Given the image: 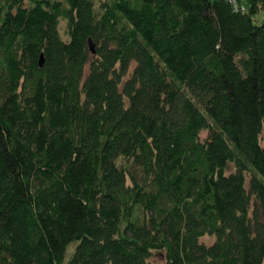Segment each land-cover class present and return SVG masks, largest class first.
<instances>
[{"label": "trees", "instance_id": "16d2710c", "mask_svg": "<svg viewBox=\"0 0 264 264\" xmlns=\"http://www.w3.org/2000/svg\"><path fill=\"white\" fill-rule=\"evenodd\" d=\"M73 241L264 264V0H0V264Z\"/></svg>", "mask_w": 264, "mask_h": 264}, {"label": "rangeland", "instance_id": "374dc122", "mask_svg": "<svg viewBox=\"0 0 264 264\" xmlns=\"http://www.w3.org/2000/svg\"><path fill=\"white\" fill-rule=\"evenodd\" d=\"M94 1L96 2V0H94ZM262 16H263V12L259 11L258 14L255 17V22L259 23L261 21ZM59 29H60L61 33L64 31V21L63 20H60V22H59ZM199 136H200V138L203 139L206 136V131H201ZM231 169H232V167H231V165H229L227 167V171H230ZM199 240L201 242H204L205 244H210V243H212L214 241V237H212L210 235H204ZM75 244H76L75 241H73V242L68 244V246L66 247V251H65L64 258H63V262L61 264H66L67 263L70 255H71V252L73 251V248H74ZM149 261H150L151 264H163V260L161 259V257H159L158 255H155V254L150 257Z\"/></svg>", "mask_w": 264, "mask_h": 264}, {"label": "water", "instance_id": "95a60500", "mask_svg": "<svg viewBox=\"0 0 264 264\" xmlns=\"http://www.w3.org/2000/svg\"><path fill=\"white\" fill-rule=\"evenodd\" d=\"M88 46L90 48V50L93 52V44H92V41L89 39L88 40ZM42 64V55L40 56V60H39V65Z\"/></svg>", "mask_w": 264, "mask_h": 264}, {"label": "built area", "instance_id": "2783aa9c", "mask_svg": "<svg viewBox=\"0 0 264 264\" xmlns=\"http://www.w3.org/2000/svg\"><path fill=\"white\" fill-rule=\"evenodd\" d=\"M228 1H233V2H236V0H228ZM243 8V7H242Z\"/></svg>", "mask_w": 264, "mask_h": 264}]
</instances>
